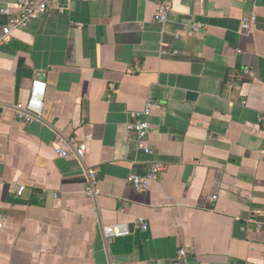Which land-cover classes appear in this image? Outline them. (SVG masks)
Here are the masks:
<instances>
[{
	"label": "crops",
	"instance_id": "0c3cea01",
	"mask_svg": "<svg viewBox=\"0 0 264 264\" xmlns=\"http://www.w3.org/2000/svg\"><path fill=\"white\" fill-rule=\"evenodd\" d=\"M262 5L89 0L15 30L0 58V264H174L184 245L189 264H264ZM34 80L47 84L44 116L25 124L13 108ZM149 98L150 155L127 130ZM58 136L85 145L84 163L56 154ZM155 162L147 189L127 182ZM115 224L133 231L108 243Z\"/></svg>",
	"mask_w": 264,
	"mask_h": 264
},
{
	"label": "built area",
	"instance_id": "2783aa9c",
	"mask_svg": "<svg viewBox=\"0 0 264 264\" xmlns=\"http://www.w3.org/2000/svg\"><path fill=\"white\" fill-rule=\"evenodd\" d=\"M89 0H19L15 8L6 6L0 9V17L6 18V23L0 26V58L3 55L4 47L11 39L12 33L15 30L27 28L33 21L55 10L64 12L66 7L72 3L86 2ZM146 3L151 0H142ZM246 2H253L255 0H244ZM64 2V4L62 3ZM66 6V7H65ZM264 8V0L263 5ZM168 6L165 2L157 5L156 21L161 25L167 24ZM256 23V17L244 19V29L251 31ZM201 29V26H195L190 34H196ZM249 73V70H246ZM47 92V84L45 82L34 80L32 83L28 98L25 102H21L14 106V112L18 121L25 124H31L43 120L45 97ZM158 104L152 100L147 99L144 109L133 114L134 120L127 123V130L133 134L137 140L138 146L146 154H153V150L148 146L151 132V124L149 118L158 108ZM258 122L264 127V113H262ZM57 146L54 148L56 154L63 158L73 157L84 163L86 156V148L84 144L77 142L75 138L65 140L63 136L57 137ZM63 146H66L65 148ZM163 166L158 162L152 164L148 172L143 176L131 175L127 178V182L137 190H145L149 187L150 182L162 171ZM84 174L87 178V187L85 194L90 198H97L100 195L98 188L97 172L94 168L84 166ZM25 187L21 186L18 190V196L24 194ZM6 218L0 219V228H3ZM138 224L142 230H147L148 225L143 218L138 220ZM102 235L108 243H112L116 239L125 238L131 235L128 225L115 224L105 225L102 227ZM190 250L184 245L182 246L175 258L174 264H189Z\"/></svg>",
	"mask_w": 264,
	"mask_h": 264
},
{
	"label": "water",
	"instance_id": "95a60500",
	"mask_svg": "<svg viewBox=\"0 0 264 264\" xmlns=\"http://www.w3.org/2000/svg\"><path fill=\"white\" fill-rule=\"evenodd\" d=\"M242 229L244 230L243 232H242ZM246 229H247L246 224L241 223V222H237V223H236V231H237V233H238V236H236V237H237V238H240V239H243V238H244V235H245V230H246ZM130 231H131V233H132V231H133V226L130 227Z\"/></svg>",
	"mask_w": 264,
	"mask_h": 264
}]
</instances>
